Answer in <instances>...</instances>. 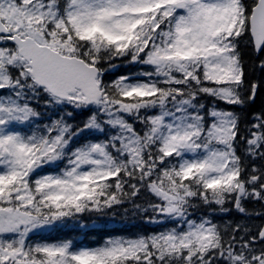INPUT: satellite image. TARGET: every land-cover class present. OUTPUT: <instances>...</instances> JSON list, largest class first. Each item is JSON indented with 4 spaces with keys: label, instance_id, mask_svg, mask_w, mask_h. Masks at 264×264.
<instances>
[{
    "label": "snow or ice",
    "instance_id": "1",
    "mask_svg": "<svg viewBox=\"0 0 264 264\" xmlns=\"http://www.w3.org/2000/svg\"><path fill=\"white\" fill-rule=\"evenodd\" d=\"M0 264H264V0H0Z\"/></svg>",
    "mask_w": 264,
    "mask_h": 264
},
{
    "label": "trees",
    "instance_id": "2",
    "mask_svg": "<svg viewBox=\"0 0 264 264\" xmlns=\"http://www.w3.org/2000/svg\"><path fill=\"white\" fill-rule=\"evenodd\" d=\"M81 223L87 225V227L74 226L70 222L68 227L52 233V236L68 235L83 245L96 246L102 243L106 234H121V230L125 228L119 217L113 219L112 217H98L95 214L86 216Z\"/></svg>",
    "mask_w": 264,
    "mask_h": 264
}]
</instances>
